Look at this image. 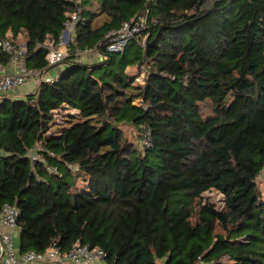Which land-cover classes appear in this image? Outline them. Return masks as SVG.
<instances>
[{
  "label": "trees",
  "instance_id": "trees-1",
  "mask_svg": "<svg viewBox=\"0 0 264 264\" xmlns=\"http://www.w3.org/2000/svg\"><path fill=\"white\" fill-rule=\"evenodd\" d=\"M206 2L0 0V37L22 35L33 68L49 71L46 42L83 18L58 80L0 102V210L18 207L22 252L79 241L108 264H264V0ZM146 9L144 34L108 51L106 35ZM87 48L99 58L75 55ZM63 105L78 116L50 133ZM127 123L152 147L130 143ZM38 142L55 155L33 163ZM212 189L222 208L202 199Z\"/></svg>",
  "mask_w": 264,
  "mask_h": 264
},
{
  "label": "built area",
  "instance_id": "built-area-1",
  "mask_svg": "<svg viewBox=\"0 0 264 264\" xmlns=\"http://www.w3.org/2000/svg\"><path fill=\"white\" fill-rule=\"evenodd\" d=\"M146 1L154 2V0ZM148 13L149 9H146V12L140 16L125 21L119 29L111 30L106 35V49L110 52H123L129 42L139 39L144 34L145 30L148 29ZM69 17L70 18L65 23V28L60 35L59 41L55 43L54 40L50 39L46 42L49 49L46 55L49 66L57 65L62 62L76 43L77 25L78 22L83 20V18L79 11L70 13ZM95 48H87L85 50L76 49L75 55L80 58H84V56H81L83 53L100 55L101 53L99 50ZM0 49L8 54V61L15 68L12 72L7 71L5 63L0 59V93L13 91L22 84L31 81H35L38 84L43 82L53 84L58 80L59 74L53 75L47 70L33 68L27 65V50L25 45L21 47L11 39L0 37ZM136 82L143 85L145 83V73H141V75L136 78ZM135 103L141 104L142 102L136 100ZM141 144L142 147L146 149L152 147L153 139L150 130L147 129L142 132ZM45 152L52 156L55 155L54 152L46 148L44 143H36L30 152L31 161L33 163L36 161H45L43 155ZM47 168L51 171L57 170L56 167H52L49 164H47ZM19 214L20 211L17 206L6 203L0 210V220L8 227H18L17 217ZM0 240L3 243V256L0 264H26L27 262L43 260L70 261L75 264H108L107 251L98 245L91 246L90 244L77 241L69 250L62 251L57 242L54 241L45 250L39 251L31 249L23 252L21 256H18L16 254L13 237L9 231L0 232ZM195 264L206 263L199 258ZM210 264L215 263L212 262Z\"/></svg>",
  "mask_w": 264,
  "mask_h": 264
},
{
  "label": "crops",
  "instance_id": "crops-1",
  "mask_svg": "<svg viewBox=\"0 0 264 264\" xmlns=\"http://www.w3.org/2000/svg\"><path fill=\"white\" fill-rule=\"evenodd\" d=\"M214 0H207V2L205 3V6H209ZM11 36V35H10ZM15 43L18 46H24L25 45V39L22 35H19V37L15 40ZM95 58L97 57L96 54L93 55ZM92 58V56H91ZM94 58V59H95ZM99 58V57H97ZM89 59V58H88ZM87 60V58L85 59ZM5 63V62H4ZM5 66L7 68V71L12 72L13 70H15L14 66L11 65V63L6 62ZM50 70L49 73L53 74V75H58L61 74V72L65 69V64L60 63L57 65H53L50 66ZM39 84L35 81H31L29 83L26 84H22L21 86L17 87L15 90L7 92V93H0V102L6 98L9 99H23L25 98L28 94L36 91V89L38 88ZM61 109H65V110H71L72 113H75L78 116V110L75 108H72L68 105H63L61 108H59L58 110ZM56 110V111H58ZM70 118H68L69 120ZM75 121V120H73ZM68 121L64 124L67 125ZM69 124V123H68ZM63 127V126H59L57 128L56 131H59V129ZM55 131V132H56ZM5 231H9L13 237V242H14V246L16 249V254L18 256H21V254L23 253L21 250V229L20 227H8L6 225H4L1 220H0V232H5ZM3 244L2 241L0 240V263L2 261V256H3V248H2ZM26 264H75L73 262L70 261H59V260H43V261H34V262H27Z\"/></svg>",
  "mask_w": 264,
  "mask_h": 264
},
{
  "label": "rangeland",
  "instance_id": "rangeland-1",
  "mask_svg": "<svg viewBox=\"0 0 264 264\" xmlns=\"http://www.w3.org/2000/svg\"><path fill=\"white\" fill-rule=\"evenodd\" d=\"M93 55L94 53H86V54L83 53L81 56H84V58L87 59L88 58L91 59V56L94 57ZM131 68H132L131 72L135 73L137 68L136 67H131ZM204 108L206 111L210 110L209 106H205ZM74 114L75 113H72L71 110L67 111L65 109L55 111L54 119L50 125L51 126L50 133H54L59 126H63L68 121V118H71V116H74ZM121 128L123 129L124 135L130 143L136 145L137 147L143 148L141 144L142 131L139 130L137 126L127 123V124H122ZM258 182H259V187L264 196V172L258 178ZM202 199L205 201H210L215 203L219 208H222L224 206V196L216 189L206 191ZM200 201H201L200 198H198L196 201L197 208L199 207ZM197 218H198L197 215L194 216V221H196ZM222 261L224 264H234L233 261L228 256H224L222 258Z\"/></svg>",
  "mask_w": 264,
  "mask_h": 264
},
{
  "label": "water",
  "instance_id": "water-1",
  "mask_svg": "<svg viewBox=\"0 0 264 264\" xmlns=\"http://www.w3.org/2000/svg\"><path fill=\"white\" fill-rule=\"evenodd\" d=\"M3 244V243H2Z\"/></svg>",
  "mask_w": 264,
  "mask_h": 264
}]
</instances>
